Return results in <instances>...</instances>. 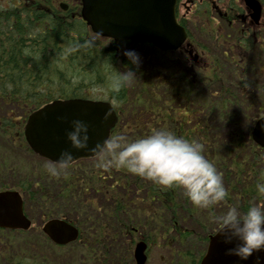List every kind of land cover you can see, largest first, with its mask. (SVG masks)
<instances>
[{"label":"trees","instance_id":"16d2710c","mask_svg":"<svg viewBox=\"0 0 264 264\" xmlns=\"http://www.w3.org/2000/svg\"><path fill=\"white\" fill-rule=\"evenodd\" d=\"M42 15L44 14L36 13L30 16L24 14L23 10L11 11L0 8V141L2 140L3 144L7 146L18 144L25 152L21 146L22 129L25 118L32 111L55 98L92 97L94 88L101 87L106 89L107 98L114 103L120 114L113 135L125 134L120 132L121 127L137 129L138 134L131 135V138L163 127L162 129L171 130L202 145L203 154L215 164L228 193L226 200L208 208L209 211L206 213L210 222H213L214 215L221 214L232 205L238 206L241 210L253 203L264 207V198L258 197L255 191L257 178L261 170H264V148L258 147L250 137L256 114L264 109L262 108L264 99L256 101L258 99L254 93L257 91L264 95V86L255 84L256 86L250 88L246 84L249 82L243 80L250 72L261 75L259 64L249 63L247 67L232 64L226 67L233 73L228 72V78L233 77L234 80V74L237 76L239 82L236 80L235 85L231 79L225 80V75L221 76L223 62L217 56L212 69L206 72L197 70L195 74L193 73V78L186 77L181 72L179 76L187 83V92H191L196 83H201L205 95L211 98L206 99L202 106H198L199 109H204V113L201 114L203 119L200 118L194 123L195 112L199 110L188 107L176 108L172 104L174 102L171 99L172 91L169 89L165 91L154 71L150 72V69L140 63L139 66L132 65L124 54L118 52L121 51L122 45L132 44L131 42L116 43L112 39L97 36L80 17L66 19L46 15L41 18ZM137 45L139 44L135 46ZM129 68L136 73V78L119 92L112 91V78ZM170 69L171 66L168 70ZM214 85H218L217 89L212 90ZM177 95L183 96L182 93ZM132 97L134 99L129 102ZM242 107L247 109L243 117L245 122L237 123L234 117ZM128 113L135 119L131 126L124 120ZM214 117L215 123H220L222 130L211 125V119ZM144 118L148 119V123ZM215 145L220 147L215 149ZM9 164L8 160H0V190L8 188L20 190L24 194L25 205L27 206L28 201L33 202L45 218L54 215L53 209L58 206V201H76L79 193L88 191L87 185L90 182L94 184L95 189L99 187L95 178L90 180L91 175L80 181L75 175L67 174L68 176L58 178V190L50 192L46 187V176L41 173L36 176L38 178L43 176L46 183H34L27 178L23 182H14L11 185L12 180L8 182L5 177L15 175L10 172ZM117 171L120 173L117 174ZM93 173L95 177L99 175L102 181V176L98 172ZM109 175L112 180L108 183L112 186L114 183L122 186V183H130L131 180L140 186L139 183L145 180L118 169L109 170ZM144 186L149 200L160 201L164 208L172 210L173 213L177 214V209L185 210L184 206L187 207V203L191 204L185 197V205L180 207L176 200L178 198L176 193L180 189L178 187L165 188L155 183ZM105 189L107 191L108 186H105ZM110 191H113V188H110ZM56 197L60 199L56 201ZM112 198L115 200V210L114 214H110L111 217L126 207L120 195L113 193ZM218 208L223 211L218 213ZM73 209L76 210V207ZM188 211L191 213V210ZM117 220L120 223L118 230L123 234H130L135 229L134 222L131 225L123 223L122 229V220L120 218ZM135 222L138 223L135 227H141L142 224L145 227L146 223H142V217ZM171 222L172 227L169 229L179 230L176 221L172 219ZM102 223L103 221L91 222L93 230L88 225L89 230L83 227L79 241L64 248L51 243L39 227L28 231L0 229V264H54L50 260L49 252L45 251L46 246L55 252L75 249L85 258L82 264H102L100 260L109 251L102 243L109 230H106V226H100ZM108 224L110 223H105ZM192 237L185 231H178L182 248L171 251L173 253L171 264L200 263L207 236ZM33 240L36 245L32 243ZM189 243L191 245H188ZM130 257L126 260L127 258L122 256L117 263L129 264Z\"/></svg>","mask_w":264,"mask_h":264},{"label":"rangeland","instance_id":"374dc122","mask_svg":"<svg viewBox=\"0 0 264 264\" xmlns=\"http://www.w3.org/2000/svg\"><path fill=\"white\" fill-rule=\"evenodd\" d=\"M126 49L134 50L136 53H138L140 58V64L145 68L150 69V72H155V75L163 84L165 91L167 89L172 91L171 99L174 100L172 104L176 108L183 109L184 107H188L194 110H199L195 112L194 116L196 118H194L193 122L195 120L196 121L194 123H196L200 118L203 119L201 114L204 113V109H199L198 106H202V103H206V99L211 98L205 95V89L202 88L201 83H196L195 86L192 87L191 92H187V83L185 82V80L181 79V76H179V74H181V72L183 71L179 69L181 65L178 63V61H172L168 58V56L166 58V54H157V51L150 46H132V44H124L122 45L120 52L123 54L124 50ZM218 54L220 55H218L219 57H223L222 51H219ZM254 62L255 56H252L250 63ZM224 65L225 64L222 65L221 76L225 75V80L231 79L233 81V84L236 80L239 82L235 74L234 80L233 77L228 78L227 73H232V71L230 69H227ZM169 66H171L170 70H168ZM187 72L189 74V71ZM173 76L175 78H173ZM259 76L260 74L250 72L243 80L249 82L246 84L249 85L250 88L251 86H259V84L261 85V83H255L257 81H261V78ZM179 81H181V83ZM217 86L218 85H214L212 87V90L217 89ZM179 93H182L184 97L177 95ZM92 95L97 98L107 99L105 88H94ZM254 95L258 99L256 101L264 99V95L262 93H258L256 91ZM133 99L134 97H132L131 101L129 102H132ZM262 108H264V105L262 106ZM246 111L247 109L244 107L241 108V111H238V113L234 117L237 123L242 121L245 122L243 117L246 114ZM258 112L259 113L256 114V118L259 114L264 115V109ZM124 120L125 122L127 121L130 126L132 123L135 122V119H133V116L129 113L127 114V116H125ZM147 120L148 119H145V121L148 123ZM211 120V125L215 126L219 130H222L221 124L215 123V117ZM162 128L163 127H160L159 129ZM120 132L125 133L122 135H124L125 137L129 136V138H131V135L135 136L138 134L137 129H130L129 126L126 128L121 127ZM219 147V145L214 146L215 149H218ZM4 159L9 161L10 172L15 174L14 176L5 175V177H7L8 182L12 180V182H10L11 185H13L14 182H23L27 180V178H30L34 181V183L47 182L46 187L47 190L50 192L58 190V178L51 177L44 168L45 164L51 162L46 161L43 158L32 156V154H29L27 152H23L16 145L7 146L3 144L1 140L0 160ZM96 159L97 157L82 159L74 163L72 168H68L64 172L65 175L63 174L60 177H65L67 174H73L76 177L80 178V181H82V179H86L88 175H91V181L95 178V182L98 184V186H104L99 178L100 176L96 175L95 177L93 173L98 172L102 176V179H104V184L112 187L113 192L120 195V197L124 200L126 207L122 208L121 211L111 217L110 214H114L115 210V200L112 198V195L110 193L106 194L105 187L98 191L93 187L94 184L90 182V184L87 185V187H89L88 191L86 193H79V198H75L76 201H58L60 198L56 197L55 200L58 201L59 204L56 208L53 209V214L56 216H66L68 218H72L76 220L81 227H87L88 225L92 230L93 227L91 225V222L93 223L95 221H103L100 226L107 227L106 230H109L107 235L109 236L105 235L104 239L102 240V243L108 247L109 251H107V255L100 260L102 264H118L117 261L121 260L122 256H125L127 258L126 260H128L130 256L134 258L132 253L134 250L135 242H133L132 239H135L137 235L132 236L131 238V236H126L120 230H118V228L120 227V223L117 220L118 218L122 220V229L123 223L131 225L134 222L133 227H135L136 225H138L135 220H139V218L141 217L142 223H146L145 227L144 224L141 225L140 233L147 232L150 235V238L152 239H150V247L148 251L149 258L147 264H170L173 254L171 253V251L173 252L174 249L182 248L180 247L181 245L179 242L180 238H178V231H185L189 235H192V238H202L206 234V228L208 226H210L209 228H211L215 225L213 222L209 221V218L206 213L209 211L208 208H196L192 204L187 203V207L184 206L185 210L179 208L177 209L176 214L173 213L172 210L169 211L164 208L161 205L160 201L154 200L152 202L151 200H149L147 195L148 193L146 191L147 189L144 185L153 184L152 181L145 179L141 181V183H139L140 186L135 184L132 180L130 183H122V186H117L114 182H112L114 183V185L112 186L111 183H108L109 180H112L110 179L109 170L96 168ZM38 173L45 174L46 182L43 176L40 178L36 176L38 175ZM118 173L120 172L117 171V174ZM17 176H19L18 179L20 181L16 179ZM122 177H124V174H122ZM176 194H178V198H176V200L177 203H180V207L185 205V195L183 193V190L179 189ZM75 207L76 210L73 209ZM26 208L28 209L30 218L33 219V226L40 227L46 219L45 216H43V213L39 211L38 206L33 202L28 201ZM46 210H48V208H46ZM188 210H191V213ZM217 211L219 213V211L223 210L218 208ZM174 214H176V218L174 217ZM172 219L176 221L175 224L178 226L179 230H176L177 228L169 229L170 227H172ZM148 220L149 224H147ZM104 222L110 224L105 225ZM154 235H158L160 238L153 237ZM34 240L32 243L36 245L37 243L34 242ZM188 245H191V243H189ZM45 251L49 252L50 260L54 264H82L85 262V258L82 256V254L75 249H68L65 251L57 250L56 253L49 246H46ZM129 264H135L134 260H132Z\"/></svg>","mask_w":264,"mask_h":264},{"label":"water","instance_id":"95a60500","mask_svg":"<svg viewBox=\"0 0 264 264\" xmlns=\"http://www.w3.org/2000/svg\"><path fill=\"white\" fill-rule=\"evenodd\" d=\"M254 9V17L260 14L258 1L247 0ZM177 0H83L82 17L92 30L117 42L130 40L155 45L160 50H176L184 44L187 32L176 16ZM111 114L105 119V113ZM82 120L89 125V144L95 145L111 135L118 122V114L111 102L85 98L56 99L34 111L25 126V135L32 149L56 162L62 150L68 147L66 130L71 121ZM254 140L264 147V117L253 129ZM73 160L94 157L87 150H73ZM32 220L25 214L24 199L18 190L0 191V228L28 230ZM44 233L56 244L66 245L75 241L79 229L61 218H52L42 227ZM226 245L218 233L210 238V244L201 264H256L255 253L247 261L226 254ZM146 243L136 245L137 264H145Z\"/></svg>","mask_w":264,"mask_h":264},{"label":"clouds","instance_id":"9594fccd","mask_svg":"<svg viewBox=\"0 0 264 264\" xmlns=\"http://www.w3.org/2000/svg\"><path fill=\"white\" fill-rule=\"evenodd\" d=\"M132 65L139 66V54L126 49L123 52ZM136 78L131 68L119 72L111 80V89L119 92ZM111 110L105 113V119ZM89 125L82 120L71 121L66 130L68 147L58 160L44 165L47 173L59 178L72 164L74 151L87 150L97 157L95 167L103 170H125L135 176L165 187H178L194 207L207 209L226 200L227 190L215 164L203 154L202 145L166 129L152 131L135 138L114 134L95 145L89 144ZM258 197L264 198V170L255 185ZM218 226V235L226 245V254L247 261L255 253L264 251V207L249 204L241 210L232 205L212 217ZM256 264L262 258L256 256Z\"/></svg>","mask_w":264,"mask_h":264},{"label":"flooded vegetation","instance_id":"af4514ba","mask_svg":"<svg viewBox=\"0 0 264 264\" xmlns=\"http://www.w3.org/2000/svg\"><path fill=\"white\" fill-rule=\"evenodd\" d=\"M5 10H23L27 15L75 19L81 13L82 0H0ZM257 20L246 0H178V20L186 28L185 45L169 52L185 67L206 72L212 69L219 48L230 65L245 66L255 56L264 84V0ZM80 8V9H79ZM13 13V12H12Z\"/></svg>","mask_w":264,"mask_h":264},{"label":"bare ground","instance_id":"6f19581e","mask_svg":"<svg viewBox=\"0 0 264 264\" xmlns=\"http://www.w3.org/2000/svg\"><path fill=\"white\" fill-rule=\"evenodd\" d=\"M41 18H44V16H41ZM26 47H27V45L25 44V45H24V48H26Z\"/></svg>","mask_w":264,"mask_h":264}]
</instances>
